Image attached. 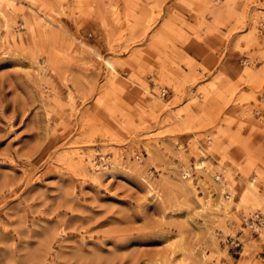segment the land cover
Listing matches in <instances>:
<instances>
[{"label":"rangeland","instance_id":"1","mask_svg":"<svg viewBox=\"0 0 264 264\" xmlns=\"http://www.w3.org/2000/svg\"><path fill=\"white\" fill-rule=\"evenodd\" d=\"M261 20L0 0V264H264Z\"/></svg>","mask_w":264,"mask_h":264},{"label":"built area","instance_id":"2","mask_svg":"<svg viewBox=\"0 0 264 264\" xmlns=\"http://www.w3.org/2000/svg\"><path fill=\"white\" fill-rule=\"evenodd\" d=\"M258 28H259V32H264V20L259 21ZM165 93H166L165 89H161L159 91L161 97H163ZM263 223H264V219L259 214H256L253 220L249 221V225L254 226L255 228H259L260 225H263Z\"/></svg>","mask_w":264,"mask_h":264},{"label":"bare ground","instance_id":"3","mask_svg":"<svg viewBox=\"0 0 264 264\" xmlns=\"http://www.w3.org/2000/svg\"><path fill=\"white\" fill-rule=\"evenodd\" d=\"M100 160H102V158H99ZM203 163H201L200 166H202ZM192 169H194V165L192 166ZM194 171V170H193ZM185 174V173H184ZM252 184V183H251ZM253 193L250 191V188L248 187L246 190H244V193L242 195L241 201L242 202H246L248 200V198L253 199ZM256 215V214H255ZM178 264V263H177ZM179 264H182L179 262Z\"/></svg>","mask_w":264,"mask_h":264}]
</instances>
